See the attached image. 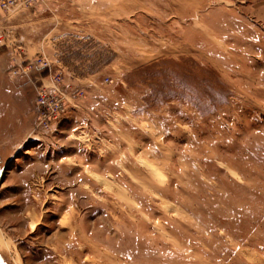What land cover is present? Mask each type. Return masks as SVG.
Here are the masks:
<instances>
[{"label": "rangeland", "instance_id": "obj_1", "mask_svg": "<svg viewBox=\"0 0 264 264\" xmlns=\"http://www.w3.org/2000/svg\"><path fill=\"white\" fill-rule=\"evenodd\" d=\"M0 36L6 264H264V0H27Z\"/></svg>", "mask_w": 264, "mask_h": 264}, {"label": "built area", "instance_id": "obj_2", "mask_svg": "<svg viewBox=\"0 0 264 264\" xmlns=\"http://www.w3.org/2000/svg\"><path fill=\"white\" fill-rule=\"evenodd\" d=\"M22 1L27 0H0V9L9 10L10 6L16 5ZM1 44L4 45V38L0 36V45ZM17 71L18 70L15 68L13 72L17 73ZM36 93V106L39 111L38 127L42 126L43 128H47L50 122L65 115L67 111V104L64 100L65 96L60 88L56 89V92H52L51 89L46 88L44 85H39V87L36 88Z\"/></svg>", "mask_w": 264, "mask_h": 264}, {"label": "crops", "instance_id": "obj_3", "mask_svg": "<svg viewBox=\"0 0 264 264\" xmlns=\"http://www.w3.org/2000/svg\"><path fill=\"white\" fill-rule=\"evenodd\" d=\"M0 264H6L4 261V256L1 252H0Z\"/></svg>", "mask_w": 264, "mask_h": 264}, {"label": "bare ground", "instance_id": "obj_4", "mask_svg": "<svg viewBox=\"0 0 264 264\" xmlns=\"http://www.w3.org/2000/svg\"><path fill=\"white\" fill-rule=\"evenodd\" d=\"M34 226V225H33ZM35 227V226H34ZM35 229V228H34Z\"/></svg>", "mask_w": 264, "mask_h": 264}]
</instances>
